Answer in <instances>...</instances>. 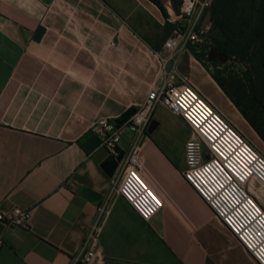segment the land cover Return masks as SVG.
Instances as JSON below:
<instances>
[{
  "label": "crops",
  "instance_id": "0c3cea01",
  "mask_svg": "<svg viewBox=\"0 0 264 264\" xmlns=\"http://www.w3.org/2000/svg\"><path fill=\"white\" fill-rule=\"evenodd\" d=\"M171 35L150 0H0V212L32 213L30 229L0 222V264H73L105 203L95 264H260L185 180L191 130L181 117L158 109L139 143L142 180L163 203L149 219L113 193L107 151L81 143L91 131L103 137L98 121L115 122L162 83L155 52ZM180 67L264 155L204 62L185 54ZM135 139L124 131L118 152L128 155ZM249 190L264 207L259 184Z\"/></svg>",
  "mask_w": 264,
  "mask_h": 264
},
{
  "label": "built area",
  "instance_id": "2783aa9c",
  "mask_svg": "<svg viewBox=\"0 0 264 264\" xmlns=\"http://www.w3.org/2000/svg\"><path fill=\"white\" fill-rule=\"evenodd\" d=\"M179 11L165 9V20L174 26L163 49L155 52L162 83L153 87L135 114L122 126L102 119L95 130L104 132L100 148L109 156L119 155L123 132L136 135L134 147L124 156L113 177V193L128 202L149 219L163 203L143 182L141 174L145 156L139 143L148 134L158 109L181 117L190 127L191 136L185 146V180L198 192L215 214L226 224L260 264H264V207L251 195L249 188L259 184L264 191V156L200 92L181 72V59L192 54V48L210 50L213 23L211 0H179ZM101 209L73 264H95L96 246L101 229ZM32 213L14 208L0 212V222L8 228L30 229ZM4 240L0 237V250Z\"/></svg>",
  "mask_w": 264,
  "mask_h": 264
},
{
  "label": "trees",
  "instance_id": "16d2710c",
  "mask_svg": "<svg viewBox=\"0 0 264 264\" xmlns=\"http://www.w3.org/2000/svg\"><path fill=\"white\" fill-rule=\"evenodd\" d=\"M150 1L161 7L159 0ZM209 12L216 29L210 49L217 48L228 61L215 60L210 69L207 64L215 61H209L206 49L192 48V53L264 143V0H213Z\"/></svg>",
  "mask_w": 264,
  "mask_h": 264
},
{
  "label": "water",
  "instance_id": "95a60500",
  "mask_svg": "<svg viewBox=\"0 0 264 264\" xmlns=\"http://www.w3.org/2000/svg\"><path fill=\"white\" fill-rule=\"evenodd\" d=\"M44 33V29H40L36 40H38L39 38H41L42 34ZM207 56L209 61H215L218 60L220 63H226L228 61V58L226 55H224L223 53H220L218 51L217 48H212L209 51H207ZM136 112V109H130L129 111H127L124 115H122V117L118 120L115 121V123L118 126H122L125 122H127ZM81 143L84 146V149L86 150V152L88 153H92L93 151H95L96 149L99 148L100 146V139L97 135H95L94 132H89L87 133L82 139H81ZM124 157V153H119L118 156L113 157L110 156L104 163H103V170L106 172V174L112 178L118 167L120 162L122 161ZM82 196L85 197L86 199H88L89 201H91L94 204H98L100 202L101 199V195L92 191L89 188L84 187L81 191Z\"/></svg>",
  "mask_w": 264,
  "mask_h": 264
},
{
  "label": "rangeland",
  "instance_id": "374dc122",
  "mask_svg": "<svg viewBox=\"0 0 264 264\" xmlns=\"http://www.w3.org/2000/svg\"><path fill=\"white\" fill-rule=\"evenodd\" d=\"M160 1V3H161V9H162V12H163V14H164V17H165V10H164V7L166 8V10L168 11V12H170V6H172L173 8H174V10H175V6L174 5H176L177 4V1L176 0H159ZM212 3H213V0H211V3H210V7H211V5H212ZM169 4V5H168ZM176 11V10H175ZM212 21V20H211ZM167 23V22H166ZM213 23V22H212ZM168 25H169V23H167ZM171 25V24H170ZM173 28H174V26L172 25V31H173ZM214 29H215V25L213 24V31H214ZM216 30V29H215ZM216 35H217V37H219V38H221V36L219 35V33L218 32H216ZM213 40V39H212ZM215 63H216V61L215 62H212V63H209V64H207V66L210 68V69H213V66L215 65ZM219 63V62H218ZM218 65V64H217ZM229 65V64H228ZM221 70L223 69V66L222 65H220V66H218ZM166 114H168V113H166ZM248 131V130H247ZM248 133H249V135L251 136V138L252 139H254L255 140V142H257L258 144H259V146L261 147V149L263 150V152H264V145L263 144H261V142H258V140L256 139V137H254L249 131H248ZM264 156V155H263Z\"/></svg>",
  "mask_w": 264,
  "mask_h": 264
}]
</instances>
